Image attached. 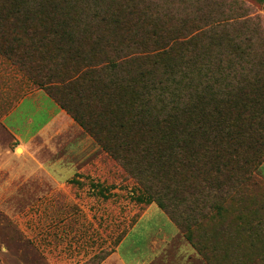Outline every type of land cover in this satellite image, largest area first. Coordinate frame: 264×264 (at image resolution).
<instances>
[{
    "label": "trees",
    "instance_id": "obj_1",
    "mask_svg": "<svg viewBox=\"0 0 264 264\" xmlns=\"http://www.w3.org/2000/svg\"><path fill=\"white\" fill-rule=\"evenodd\" d=\"M206 2L0 0V51L35 55L51 97L186 233L190 205L264 160V44Z\"/></svg>",
    "mask_w": 264,
    "mask_h": 264
},
{
    "label": "rangeland",
    "instance_id": "obj_2",
    "mask_svg": "<svg viewBox=\"0 0 264 264\" xmlns=\"http://www.w3.org/2000/svg\"><path fill=\"white\" fill-rule=\"evenodd\" d=\"M206 4L213 11L211 18L216 15L248 28L245 20H250L257 31L253 33L264 44V0H207ZM32 57L36 64L37 57ZM31 65L21 67L0 51V123L28 93L43 89L50 95L44 86L47 71ZM43 101L39 108L35 105L39 101L27 100L10 120L24 133L35 131L50 116ZM29 117L35 119L31 124ZM76 122L82 136L59 143L58 154L63 157L71 142H81L75 153L65 156L70 166L67 183L52 187L42 175L39 185H31L28 175L7 180L10 175L2 171V182L7 185L0 186V264H101L146 209L158 205L155 200L149 206L143 202L147 190L142 184ZM0 145L22 151L1 129ZM236 185L226 194L213 195L204 208L190 205L184 214L187 233L161 208L175 223L164 214L163 223L158 224L162 235L174 236L176 226L180 230L173 241L171 264H264V160L251 179ZM152 225L144 222L127 238L121 246L122 256L134 260L145 256L144 248L136 249L135 243L144 245Z\"/></svg>",
    "mask_w": 264,
    "mask_h": 264
},
{
    "label": "crops",
    "instance_id": "obj_3",
    "mask_svg": "<svg viewBox=\"0 0 264 264\" xmlns=\"http://www.w3.org/2000/svg\"><path fill=\"white\" fill-rule=\"evenodd\" d=\"M47 97L49 99L46 100ZM29 99L30 102H35V100L39 101L35 103L39 108L41 107L40 99H43L42 107L48 108L50 116L49 119L41 123L35 131L24 133L18 125L10 120V118L14 112L23 106ZM33 121H35V119L31 117L28 118L29 124ZM0 129L8 135L11 142L16 144V147L20 146V148H22L20 152L19 150L5 148L3 145H0V186L5 187V185H7V183L2 182V171L10 175L7 180L16 179L17 176L22 177L28 175L27 180L31 185V182H35L36 185H39L38 182L42 178V175L45 179V183L50 184L52 187L57 185L62 186L67 183L70 175V166L64 161L66 160L65 156L75 153L81 142H71L70 145L66 147L68 149L66 155L63 157L58 154L61 149H59V143L63 141L65 144L71 138H76L77 135L81 137L82 135L80 131L77 132L78 125L75 119L72 118L45 90L38 89L23 96L20 101L5 114L0 123ZM40 145H42L43 148H37ZM13 181L15 182V180ZM164 214L166 213L158 205H150L128 231L117 249L101 264H171L170 259L173 261V255L175 254L173 241L174 238L180 234V230L175 225L177 231H174V236L162 235L161 230H163V228H159L158 224L163 223ZM167 218H169V222L173 225L174 222L170 217L168 216ZM144 222H153V225L157 223L156 228L152 225L147 230L144 245L135 243L136 249L144 248L146 252L145 256L138 260L125 258L121 254L122 244L133 232H136ZM163 225H165V223ZM164 257H167V259ZM173 263L174 262H172V264Z\"/></svg>",
    "mask_w": 264,
    "mask_h": 264
}]
</instances>
